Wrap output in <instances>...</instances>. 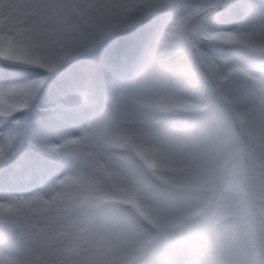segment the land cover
<instances>
[{
  "label": "rangeland",
  "instance_id": "1",
  "mask_svg": "<svg viewBox=\"0 0 264 264\" xmlns=\"http://www.w3.org/2000/svg\"><path fill=\"white\" fill-rule=\"evenodd\" d=\"M141 1L147 0H42L32 18L23 17L26 21L21 25H39L56 35L66 32L68 44L74 47L66 59L79 56L72 59L78 61L68 71L66 84L78 88L79 96L73 102L82 108L92 98L84 94L82 86L107 85L110 78L101 75L104 64L109 73L117 60L127 65L142 49L152 47L153 37L172 30L174 17L196 11L184 25H173V39L166 41L161 53L153 52L160 59L179 54L172 62L181 71L162 94L154 83L140 94L136 107L131 108L133 113H126L131 103L127 92L115 111L94 117L79 134L49 147L59 148L65 155L58 166L60 174L68 178V186L74 183L69 165L74 162L73 170L87 176L88 188L77 191L70 187L72 192L67 189L64 201L59 200L58 186L46 188L30 202L33 206L44 200L43 211L33 210L27 203L14 209V213L26 214V227L19 239L9 243V258H0V264H174L184 247L180 245L184 233H191L188 243L195 242L201 249L191 264H264V224L260 223L264 218V71L254 74L244 65L245 58L235 61L238 55L264 59V24L243 21L245 18L238 23L232 20L239 8L250 13L251 0H165L155 8L143 5V11L126 24L113 23L120 12ZM61 5L67 11L65 25L56 22ZM260 6L257 2L256 7ZM229 10L232 18L226 20L227 26L214 28V21ZM217 30L234 38L237 46L225 50ZM10 38L18 42L22 36ZM0 58L13 64L31 63L1 52ZM259 66L257 70H264V62ZM9 69L0 65V71L4 70L0 83L13 81ZM24 71L18 74L30 75L38 69ZM40 71L43 75L36 81L33 95L24 99L13 92L10 105L14 107L3 109V118L0 115V133L19 120L7 153L0 155V169L4 162L32 164L30 144L18 158L12 157L29 125L44 120L37 125L44 126L43 134L52 139L60 127L47 124L51 114L49 118L44 113L42 97L38 101L41 90L52 84L57 73ZM139 80L135 76L130 87ZM229 84L235 86L234 98L224 89ZM1 87L7 88L5 84ZM23 99L25 107L24 102L19 103ZM17 108L26 113L13 114ZM197 115L204 118L196 121ZM176 117L190 120L192 127L184 131L188 138L179 131L174 133V127L165 129L157 123ZM101 118L107 119V126H99ZM46 168L50 170L41 163L40 175L19 193L43 177ZM7 175L0 176V186L11 187L5 183ZM49 196L56 198L50 201ZM222 196L226 200L217 212L214 206ZM107 201L126 207L115 213L101 210ZM12 215L0 214V223L9 225ZM220 217L231 220L217 240L209 241L210 228ZM202 244L210 246L208 253L204 254Z\"/></svg>",
  "mask_w": 264,
  "mask_h": 264
},
{
  "label": "bare ground",
  "instance_id": "2",
  "mask_svg": "<svg viewBox=\"0 0 264 264\" xmlns=\"http://www.w3.org/2000/svg\"><path fill=\"white\" fill-rule=\"evenodd\" d=\"M165 0H147V1H141L139 4L136 6H132L128 10H124V12H120L119 16L113 23L116 24H126L128 23L131 19H133L134 16H136L138 13H141L143 11V5L148 7V8H155L157 7L160 3L161 5L164 3ZM145 3V4H144ZM39 5H42V0H0V52L1 53H6L8 56L12 58H17V59H23V60H28L30 61L31 65L34 67H38L43 69L44 67H49L51 69H56L60 66L61 63H65L68 58L66 59L65 55H68L69 53L74 51V47L68 44L67 37H66V32L63 34L62 32L59 35L52 34L50 31L46 28H43L38 25V27H30L28 25H21L24 21L23 17L27 15L28 17L32 18L35 12V9L40 8ZM164 5V4H163ZM162 5V6H163ZM6 7V8H5ZM161 7V6H160ZM158 7V8H160ZM157 8V9H158ZM59 12H58V19L56 20L57 25H65V19L67 16V11L63 8L61 5V8L59 7ZM171 8H168V10ZM192 10V9H190ZM189 10V11H190ZM41 10V14H42ZM30 13V16L29 14ZM196 13L195 10H193L191 13H188V11H184L182 14H180L177 17H174L173 23H170L172 30L170 32L164 33L162 36H155L153 37L152 44L156 50H158L159 53L162 52L164 49L165 43L168 40L173 39V32L175 29L173 25H184L188 19H190V15ZM232 15L231 11L224 12L218 19L214 21L215 25L214 28H220L223 29L224 27L227 26L226 20L230 18ZM42 20V18H41ZM248 22H252L253 24H264V10L262 9H254L251 11V15L248 18ZM12 23V24H11ZM132 26L131 24L123 27H129ZM122 28V27H120ZM118 28V29H120ZM54 32V31H53ZM219 32L217 35L220 37L218 40L223 42L224 44H235L237 43L234 41V38L228 37V35H223L221 30H217ZM50 34L54 35L52 37ZM10 36L13 37H20L22 36V39L19 40L18 42L12 41ZM242 43L241 45H243ZM168 49V46H167ZM260 53V52H257ZM155 54H151L147 61L140 67L138 68L134 73L133 76H139V82L135 86H131V83L134 82V79H132L129 82V85L127 89L120 95L118 98V105L120 104L121 101H123V96L128 92L131 98V103H129L126 106V113H133L131 110L132 106L137 105V100L140 98V94H142L144 89L149 88L152 86L154 83H156V91L159 94H162L165 89L167 88L169 82L171 79L174 77L176 72H180L181 69L176 66L173 62L167 63V62H161V60L158 58L154 57ZM171 56L167 55V57ZM243 59L245 62L244 65L247 66V68L250 71H253L255 74V71H257V74L262 73L264 70H260L261 66H259L260 62H264V59H259L257 57H245L238 55L235 58V61H241L240 59ZM61 63H59L60 61ZM208 63L211 62L210 58L206 59ZM59 61V62H58ZM19 63V62H16ZM114 69L117 72H112L109 73L110 71L106 64L102 66V71L101 75H105L108 78L109 84L106 85V91L110 92L111 89L114 88V85L112 84L113 80H115L118 76V69L120 68L121 63L115 62ZM27 64V65H30ZM75 63H72L71 65L66 66L64 70H62L60 76L56 79L55 83L58 87L56 91L53 89L49 88L46 92V94H43L42 96V101L45 103V108L46 111L51 112L54 110V107L48 106L50 103L51 98L52 99H60L61 100V93L66 92V96L68 97L69 102L66 104H70L73 100L76 99V97L79 96V90L76 86H72V88H67L68 86L63 83L65 80L62 78L67 75L68 69H72V65ZM260 67V69H256L257 67ZM3 71V70H2ZM0 71V73L2 72ZM14 75V78L17 76H21L20 74H17L16 72L11 73ZM40 76H42V73H33L31 79H22V80H13L11 82L4 81L0 83V115L3 112V109H12L10 103V99L13 97V92L15 94H20L23 96L24 99H26L28 96L33 95L35 83L37 80L40 79ZM262 76V75H261ZM133 78V77H132ZM121 79V76H120ZM62 80V81H61ZM107 82V83H108ZM6 85V90L2 89V85ZM116 84V82H115ZM82 89L85 91V93L88 96H94L95 95V90L94 88H91L88 85L82 86ZM224 89H226L227 94L231 97L234 98V92H235V86L232 84H229L227 87L224 86ZM32 97V96H31ZM49 97V98H48ZM122 97V99H121ZM19 100V103L24 102L22 107H25V100ZM194 100H198L197 97H195ZM199 102V101H197ZM66 107L63 106V104H59L57 106V109H59V112H61V108ZM18 110L21 109H15L14 111L17 112ZM74 112L77 111V109H72ZM25 114V112H23ZM4 114V113H3ZM2 114V115H3ZM2 120V119H0ZM99 121V126L104 127L107 126V119L103 120V118L98 119ZM17 123L19 124V120L14 121L12 126L10 128H6L4 135L0 139V155L4 156L7 153V145L8 142L11 141V136H13V131L16 133L17 131ZM178 125L175 126H180V129H174V133L180 134V136L184 138H188L189 134H186L184 131L191 128L192 125L184 126V122L178 121ZM41 126V125H40ZM40 126L33 127L31 128L30 131V137L34 138L35 140L38 141V144L40 145L41 149H45L47 146L50 144H53L52 140H50L47 136L43 134V127L40 128ZM78 132V130H77ZM188 136V137H187ZM56 164V163H54ZM57 165V164H56ZM72 169L75 163L73 162L70 164ZM5 172H12L10 169H0V176H2ZM72 180H74V183L70 184L68 186V178H63L60 179L56 182L55 186L52 187H57L58 190L56 191L59 195V200L64 201L66 200V197L68 196V193H66L67 189H70L68 192H72L71 188H76L75 190H80V189H86L88 188V178L85 174L79 173V171L73 170L72 173ZM60 185V186H59ZM56 196H50L49 200L55 199ZM59 202V201H58ZM47 203L42 200L35 205L31 206L33 210L36 211H43L46 208ZM20 206L19 202L15 201H7L3 202L0 201V214H3L5 216L9 215V213L14 209ZM11 240L5 238L4 236L2 237L0 235V258L1 259H8L10 255V243ZM36 264V263H35ZM39 264V263H38Z\"/></svg>",
  "mask_w": 264,
  "mask_h": 264
}]
</instances>
